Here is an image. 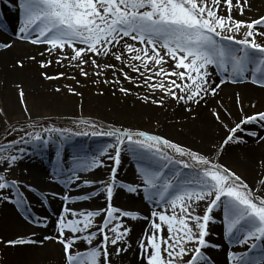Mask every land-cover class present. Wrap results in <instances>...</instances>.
Masks as SVG:
<instances>
[{"label":"snow or ice","instance_id":"6c2138e0","mask_svg":"<svg viewBox=\"0 0 264 264\" xmlns=\"http://www.w3.org/2000/svg\"><path fill=\"white\" fill-rule=\"evenodd\" d=\"M14 2L18 12L15 40L0 42V49H11L16 41L46 46L39 53L43 60L35 55L28 57L40 69L55 65L78 71L85 79L90 76L86 66L97 78L110 71V79L96 82L109 85L112 95L117 91L124 96L135 95L143 104L157 108L174 102L192 119L199 109L207 108L227 135L194 149L161 135L123 126L103 127L88 120H81L77 130L55 125L36 130L39 122L32 120L23 85L18 82V103L26 116L23 124L8 119V113L0 109V135L18 134V138L0 144V207L11 205L18 214L25 213L24 220L32 222L27 194L35 193V186L9 179L8 175L26 158L50 146L55 148V160L49 180L62 185L65 192L81 184L94 190L76 199L53 192L52 198L62 201L55 234H43L40 239L0 240V248L20 250L51 241L61 246V264H114L113 257H121L132 247L128 239L132 228L124 219H143L150 227L137 246L141 264H216L207 250L218 251L221 245L208 237L214 210H221L224 238L236 249L227 252V264H264V178L250 186L243 172L221 162L230 148L248 144L247 138L264 145V111L246 113L239 92L238 120H232L231 111L219 101L216 105L209 102L226 84L251 83L264 89V43L260 42L264 40V15L243 20L233 15L235 11L246 16L252 9L251 0ZM0 29L7 31L6 24L0 23ZM242 29L243 36L237 38ZM24 66L23 61L14 64L17 69ZM40 76L45 81L67 77L76 85L81 83L66 71H42ZM124 82L132 88L125 87ZM65 87L71 95H81L75 87ZM54 91L60 93L62 88L55 87ZM219 108H224L232 126L225 123ZM249 125L256 127H245ZM89 136L108 137L111 142L91 152L73 145L71 159L65 158V146L73 137ZM125 153L136 163L139 182L120 183L118 188L129 195L142 194L150 205L147 216L112 204L117 171ZM105 160L112 161L109 178L99 182L87 179L85 174L108 167ZM257 166L264 177V156ZM39 191L41 195L44 192ZM101 194L106 204L103 209L84 212L67 206ZM40 203L45 206L48 198ZM35 220L37 227L48 228L47 217Z\"/></svg>","mask_w":264,"mask_h":264},{"label":"bare ground","instance_id":"6f19581e","mask_svg":"<svg viewBox=\"0 0 264 264\" xmlns=\"http://www.w3.org/2000/svg\"><path fill=\"white\" fill-rule=\"evenodd\" d=\"M0 4V10L3 13H7L6 21L8 25L6 26L7 31H0V42L7 41L12 43L15 40L16 32L15 29L18 27V12L15 7L14 0L10 3ZM252 9L251 11H246V16H240L234 11L233 15L236 19H246L247 17H258L259 15H264V0H251ZM5 15V14H4ZM46 46H33L30 44H25L23 42L16 41L14 46L8 50L0 49V82L1 86L6 88H15L16 83L20 82L22 85L28 88H34L37 86L38 77L35 72L36 62L29 60L28 57L35 55L40 57L39 53ZM17 61H23L24 68L17 69L14 64ZM240 92L243 96V105L245 109H251L250 105L255 104L256 109L259 111H264V89L259 88L251 83L232 85L226 84L223 86V90L214 99H210V104L216 105L219 101L226 103L229 110L232 113V120H238V110L235 107V97L231 95L232 93ZM112 95H105L103 103H109L111 105ZM130 103L126 106L128 107ZM151 110V109H149ZM207 108H204V112H207ZM203 111L200 110L198 115L202 114ZM251 114V113H248ZM15 115V114H14ZM197 115V114H196ZM202 116V115H201ZM205 117H199L198 122L195 125L194 132L198 133L202 145H207L212 142H216L217 130L212 127V124L208 122ZM247 128H255L256 126H245ZM213 128V129H212ZM193 131V129H192ZM189 131V132H192ZM261 134H264L262 132ZM215 138V139H214ZM249 143L246 145L233 146L230 148L226 154H232L234 158L240 159L241 165H239L241 170L248 171L252 176H256V160L264 155V145H257L247 138ZM76 146H84L89 149V151L95 150L97 147H102L101 144H90L84 143ZM65 158L71 159V151L73 150V140H71L66 146ZM54 146H50L47 150H41L40 153L32 155L26 158L22 163H20V171L24 179L28 180L27 184L34 185L36 188L35 193H28L27 198L30 202V207L32 208L31 217L32 222L23 219L25 213H17L11 205L0 207V225L2 232L6 237L4 241L14 239L16 236L21 234H26L29 239H40L43 234L54 235V225L56 223L57 214L61 212L62 201L57 198H52V193H59L61 195H70L73 199H76L80 194H87L93 191V188H85L82 184L79 187L70 186L67 192L64 191L63 186L57 183H53L49 180V174L52 172V167L54 160H52ZM225 154V155H226ZM128 155V154H127ZM55 156V155H54ZM130 156V155H129ZM55 158V157H54ZM126 158V153L122 154V163L117 171L116 184L117 189L114 193V198L112 201L113 206L122 207L123 210L132 211L139 214L140 216H147L149 214L150 205L143 199L141 195H125V192L118 188L120 183L124 184H135L138 182H132L130 180L131 173H136V163L132 161L129 163ZM233 158V159H234ZM43 159H45L43 161ZM37 160L41 162L36 164ZM35 164L33 165V163ZM110 160H105L108 167H103L95 170L93 173L85 174L86 178L90 181L99 182L100 180H107L110 176L111 165H109ZM44 190L41 195L39 190ZM44 197L48 198V203L45 206H41L40 200ZM105 197L103 194L98 195L86 202L69 203L67 206L73 210L82 211L84 207L95 206L97 210L103 209L105 207ZM51 214H49L48 212ZM218 214V215H217ZM36 217H47L48 228L43 229L36 226ZM214 222L210 223V235L208 240L212 243H217L221 245V248L217 250H207V254L218 264H227L226 254L227 246L229 245L223 235V216L221 210H214L213 213ZM127 226L132 228V232L129 236V242L132 247L127 253L122 254L121 257H113L114 264L119 262V260L124 261L129 264H141L138 259V244L142 234L145 229L149 228V222L143 219L137 221L128 220ZM25 235V236H26ZM52 244V243H51ZM50 241L45 242V245H34L23 247L20 250L11 249L8 247H3L1 250L2 257L4 258L2 264H61V248L53 247ZM59 246V245H58ZM60 247V246H59ZM244 250V249H241ZM60 255V256H59ZM49 261H52L49 262ZM122 262V263H124Z\"/></svg>","mask_w":264,"mask_h":264},{"label":"rangeland","instance_id":"374dc122","mask_svg":"<svg viewBox=\"0 0 264 264\" xmlns=\"http://www.w3.org/2000/svg\"><path fill=\"white\" fill-rule=\"evenodd\" d=\"M4 3H10L11 0H3ZM3 4V3H0ZM2 10V9H1ZM0 10V23H5L6 26L8 22L6 21L7 13H3ZM5 14V15H4ZM1 32H5L4 30L0 29ZM245 30H241L240 36L237 38H241L244 34ZM259 39V38H258ZM261 43H264V40H260ZM27 44V43H25ZM44 57H39L38 60H43ZM112 63H116L114 60ZM36 76L38 77L37 86L35 85L34 88H28L27 86L23 85L25 94H26V101L27 106L31 113L32 120L38 121L39 125L41 126H49L55 125L57 127H67L72 130H77L76 126L79 124L81 120H88L91 122L97 123L99 126L106 127L108 125H114L116 127H127L131 128L132 130H141L146 131L149 134H156L164 136L165 138L171 139L174 142L181 143L186 146H190L194 149L201 148L202 144L198 139L197 132H194V128L196 123L198 122L199 117H205L208 119V122L212 124V127L217 130L216 134V142L222 140L226 137L227 131L222 126L216 124V122L211 118L210 112H204V108L198 110L196 118L192 119L191 115L184 112L182 107L176 106L174 102H169L164 108H157L155 105L149 106L143 104L140 100L136 98L135 95L131 96H124L122 93L116 92V95H112L109 85H105L102 82H96L98 80L102 81L103 79H110L111 72L109 71L107 75H102L101 77L97 78L95 75L91 73L94 71L90 66H86V70L89 71L90 76L88 79H85L79 75L78 71H73L71 69H64L58 66L53 65L48 69H40L39 64L36 63ZM42 71H47L49 74H56L60 71H66L68 75H75L77 79L81 81L79 85H76L74 80L68 79L67 77L62 78L59 81H45L41 78L40 73ZM134 75V74H132ZM0 82V109H3L5 112L8 113V119L10 120H19L21 124L26 119V116L21 113V106L18 103V90L17 88H6L5 86H1ZM67 86L75 87L76 92L80 93L81 95H71L68 92ZM124 86L128 88H132L131 84L124 82ZM55 87H61L62 91L60 93H56L54 91ZM100 92H103V95H99ZM240 93V92H239ZM144 93L141 91L140 95ZM105 95H112L111 105L109 103H103ZM159 96V93H156ZM235 97L236 103V93H232ZM242 100L243 96L240 94ZM130 105L126 107L128 104ZM221 104V103H220ZM224 108L229 110V107L226 103L222 102ZM245 105V104H243ZM246 106V105H245ZM236 109L238 110L237 104H235ZM244 107V106H243ZM224 108H219L222 118L225 120L229 126H232V120L228 119L227 116L224 114ZM151 109V110H149ZM200 110L203 113L198 115ZM246 113H255L259 111V109L251 108L245 109ZM15 114V115H14ZM206 119V121H207ZM20 127V125H17ZM26 127V125H25ZM85 125H80V128H85ZM3 128V124H0V129ZM212 128V129H213ZM193 129V131H192ZM32 131L31 129H28ZM39 130V129H37ZM192 131V132H189ZM18 138L17 133H13L11 136L4 137L0 135V144L6 143L8 140ZM215 139V138H214ZM73 145H80L84 143L90 144H101V146H105L111 142L110 138L108 137H73ZM215 142V141H214ZM53 156L52 160L55 158V149L52 150ZM73 151V150H72ZM71 151V152H72ZM7 155V153H2ZM264 156V155H263ZM262 157V156H261ZM232 154H226L222 158V163H225L237 170L243 172L246 177L247 182L250 186L254 183L258 184V178L261 177V170L257 166L256 160V176H252L248 173V171L241 170L239 165L241 161L240 159L234 158ZM129 163L133 160L131 156L126 154V158ZM45 159H43L44 161ZM34 162V161H33ZM41 160H37L36 164L40 163ZM35 162L33 163V165ZM109 165H112V161H109ZM49 177V176H48ZM9 179H17L28 183L29 181L24 179L22 172L20 171V167H16L12 169L11 173L8 175ZM130 180L132 182H139V178L136 173H131ZM125 195L129 196V194ZM106 206V205H105ZM119 209L122 207L114 206ZM96 211L95 206L84 207L82 211ZM81 211V210H80ZM48 212V211H47ZM51 214L50 212H48ZM218 215V214H217ZM96 222H99L98 220ZM124 223L128 224V219H124ZM26 234H21L20 236H16V238L28 236ZM4 233L2 232L1 225H0V240H3ZM52 243V244H51ZM50 244L54 247L61 248V246L57 243H53L50 241ZM60 247H59V246ZM0 248V264H2L4 260V255L1 254ZM236 250L233 246L228 245L227 251ZM3 255V257H2ZM60 256V255H59ZM52 263V261H49ZM124 261L119 260L116 264H129L122 263ZM32 264V263H30ZM216 264H218L216 262Z\"/></svg>","mask_w":264,"mask_h":264},{"label":"trees","instance_id":"16d2710c","mask_svg":"<svg viewBox=\"0 0 264 264\" xmlns=\"http://www.w3.org/2000/svg\"><path fill=\"white\" fill-rule=\"evenodd\" d=\"M39 128H40V127L37 126V129H39ZM37 129H36V130H37ZM31 130H32V129H31Z\"/></svg>","mask_w":264,"mask_h":264}]
</instances>
